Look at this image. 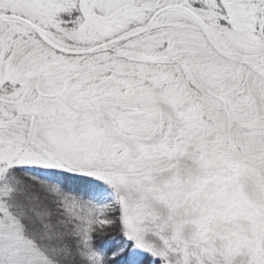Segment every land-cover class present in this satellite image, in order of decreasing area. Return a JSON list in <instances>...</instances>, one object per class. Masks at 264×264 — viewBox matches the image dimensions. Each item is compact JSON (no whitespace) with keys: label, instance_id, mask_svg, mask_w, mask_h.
Masks as SVG:
<instances>
[{"label":"snow or ice","instance_id":"1","mask_svg":"<svg viewBox=\"0 0 264 264\" xmlns=\"http://www.w3.org/2000/svg\"><path fill=\"white\" fill-rule=\"evenodd\" d=\"M0 264H264V0H0Z\"/></svg>","mask_w":264,"mask_h":264}]
</instances>
